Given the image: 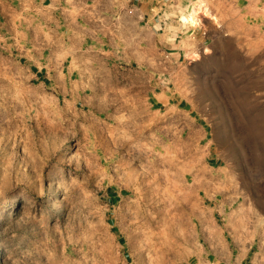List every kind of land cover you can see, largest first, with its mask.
Wrapping results in <instances>:
<instances>
[{"label":"rangeland","instance_id":"obj_1","mask_svg":"<svg viewBox=\"0 0 264 264\" xmlns=\"http://www.w3.org/2000/svg\"><path fill=\"white\" fill-rule=\"evenodd\" d=\"M0 264H264V0H0Z\"/></svg>","mask_w":264,"mask_h":264},{"label":"bare ground","instance_id":"obj_2","mask_svg":"<svg viewBox=\"0 0 264 264\" xmlns=\"http://www.w3.org/2000/svg\"><path fill=\"white\" fill-rule=\"evenodd\" d=\"M208 13L209 11L206 5L202 1H198L191 5L187 13H184L183 15L180 16V22L183 25H188V26H198L199 25L200 26L201 24H203L201 19L205 17ZM212 21L215 22L216 19L212 18ZM198 56L199 54L196 51L192 52L193 59L198 58ZM53 178H56V175ZM45 195L46 193H43L41 197H44ZM51 199H52V203L50 205V211L53 214H57L59 211H61V204L53 196L51 197Z\"/></svg>","mask_w":264,"mask_h":264}]
</instances>
